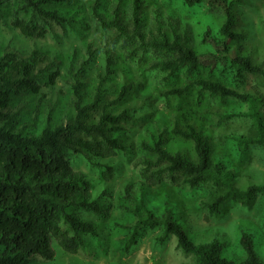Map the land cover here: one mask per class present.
I'll return each mask as SVG.
<instances>
[{
  "label": "trees",
  "instance_id": "1",
  "mask_svg": "<svg viewBox=\"0 0 264 264\" xmlns=\"http://www.w3.org/2000/svg\"><path fill=\"white\" fill-rule=\"evenodd\" d=\"M4 1L16 4L12 25L24 36L35 40L44 38L48 32L39 20L59 24L70 20L59 9H47V6L72 0H0V3ZM126 1L129 0H114L112 16L106 13L107 0H93L89 8L102 29L116 33L110 43L121 38L137 39L139 44L128 57H133L139 50L159 51L162 57L151 62L149 68L167 73L166 79L174 78L181 70L194 75L202 67H230L237 63L264 81V62H255L253 49L245 50L241 46L246 32L236 27L235 4L240 0H167L181 1L189 7L207 3L210 7L223 9L221 22L215 28L209 24L200 36L203 51L196 47L189 24L181 18L173 14L164 17L157 11L155 28L147 32L144 0H130V21L124 18ZM95 54L92 45H88L87 57L77 67L73 61L68 69L73 98L71 112L64 122L55 118L54 114H58L56 105L47 101L42 92L43 87L55 86L61 77L58 61L40 50L27 57L14 49L0 47V264H34L32 258L35 255L52 259V241L65 252L75 254L83 246L85 235H99L100 229L95 222L81 218L74 211L88 210L103 216L108 210L94 197L93 183L86 173L72 167L68 152L85 153L89 159H109L126 151L128 145L122 134L133 115L127 108L112 113L109 106H103L98 113L104 99V83L114 72V58L107 52L106 75L89 96L84 90L86 83L82 74ZM195 85L200 87V96L205 91L212 96L223 93L246 104L248 111L232 112L227 117H248L250 131L228 136V139L242 150L250 146L264 149V95L240 92L206 80L174 86L161 94L184 97ZM134 89V84L123 86L111 106L124 102ZM23 94L37 98V111L29 118L31 120L20 123L16 117L18 110L12 109V105ZM169 134L189 142L192 149H170L166 143ZM140 148L143 179L137 184V190L129 184L124 198L128 202L124 210L132 220L116 224L125 231V250L138 243L143 231L161 226L163 235L160 239L163 241L170 235L176 237L178 246L186 254L193 255L195 264H264L256 251L254 235L243 231L241 253L229 255L219 239L212 243H196L170 210L158 214L149 203V189L161 183L164 177H169L176 185L191 188H198L211 178L216 167L214 146L206 131L195 123L185 121L181 124L177 120L171 130L165 125L150 129L148 136L142 137ZM221 165L226 169L224 163ZM104 177L107 182L112 179L111 166H105ZM221 185L222 189L213 195V199L204 202L211 214L219 212L228 200L250 202L258 194L264 197V185L250 183L246 188L233 182H222Z\"/></svg>",
  "mask_w": 264,
  "mask_h": 264
},
{
  "label": "rangeland",
  "instance_id": "2",
  "mask_svg": "<svg viewBox=\"0 0 264 264\" xmlns=\"http://www.w3.org/2000/svg\"><path fill=\"white\" fill-rule=\"evenodd\" d=\"M92 1L72 0L62 5L47 6V9H59L70 20L63 24L39 20L45 24L48 32L44 38L37 40L24 36L12 25L15 2L0 3V47L14 49L27 57L33 51L40 50L58 61L61 77L57 84L42 88L45 99L56 105L58 114L55 113L54 116L57 120L66 122L71 112L70 101L73 94L68 69L73 61L77 67L87 57L88 45H92L96 51L93 61L82 74L86 83L84 90L89 96L106 75L107 52L114 58V72L104 83V99L98 113L103 106H109L112 113H119L127 108L133 115V119L125 124L126 130L122 134V139L128 145L126 151L109 159H89L85 153L68 152L72 167L86 173L93 183L94 197L104 203L108 210L103 216L88 210L74 211L81 218L95 222L100 229L99 235H85L83 246L75 254L65 252L56 241H52L53 258L35 255L33 263L195 264L193 255L186 254L178 246L176 237L170 235L163 241L160 239L163 235L161 226L143 231L138 243L127 251L124 248L125 231L116 225L117 222L127 223L132 220V216L124 210V205L128 203L124 198L126 187L131 184L133 190H137V184L143 179L140 161L143 155L140 148L142 137H147L150 129L164 125L171 130L177 120L181 124L185 121L195 123L211 136L216 165L214 173L198 188L176 185L169 177H164L161 183L149 189V203L158 214L170 210L175 220L186 227L196 243H212L219 239L229 255L241 253L240 240L243 231H246L254 235L256 251L264 259V197L261 194L250 202L242 199L228 200L214 214L208 212L204 205V202L211 201L213 195L222 189V182H233L242 188L248 187L250 183L264 185V149L250 146L242 150L232 139H228V136L247 134L250 131L251 120L248 117H227L232 112L248 111V106L223 93L212 96L209 91H205L200 96V87L197 85L184 97H164L161 94L174 86L206 80L240 92H259L264 95V81L237 63L230 67H202L194 75L181 70L174 78L166 79L167 73L149 68L151 62L162 57L159 51L139 50L133 57H128L137 48V39L127 41L121 38L110 43L116 33L99 26L89 8ZM107 2L106 13L112 16L114 0ZM235 10L238 19L236 27L246 32V37L241 41L242 48L253 49L254 61L264 62V0H240L235 4ZM157 11L164 17L173 14L188 23L193 32L192 39L202 51L205 49L200 46V36L209 24L215 28L224 18L222 8L210 7L207 3L200 7H189L181 1L144 0V26L147 32L155 28ZM124 18L129 21L132 18L130 0L124 5ZM128 84H134L135 89L124 102L111 106L120 89ZM36 101L37 98L28 94L15 100L12 109L18 110L16 117L20 123L34 117L37 111ZM166 143L174 150L192 149L189 142L172 134L168 135ZM223 163L226 169L221 165ZM105 166L113 168V177L108 182L104 177Z\"/></svg>",
  "mask_w": 264,
  "mask_h": 264
}]
</instances>
